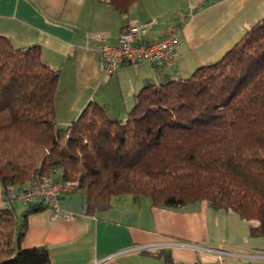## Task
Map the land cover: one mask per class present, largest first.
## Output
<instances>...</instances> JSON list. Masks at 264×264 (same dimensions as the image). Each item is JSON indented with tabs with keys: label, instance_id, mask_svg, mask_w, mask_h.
I'll use <instances>...</instances> for the list:
<instances>
[{
	"label": "trees",
	"instance_id": "obj_1",
	"mask_svg": "<svg viewBox=\"0 0 264 264\" xmlns=\"http://www.w3.org/2000/svg\"><path fill=\"white\" fill-rule=\"evenodd\" d=\"M136 1L107 3L125 15ZM57 81L38 46L0 35V191L9 203L31 179L76 182L88 215L121 195L162 208L203 201L256 221L249 236L264 240V17L217 61L142 88L124 121L89 102L58 126ZM45 209H0V264H51L44 247L21 246L28 218Z\"/></svg>",
	"mask_w": 264,
	"mask_h": 264
},
{
	"label": "crops",
	"instance_id": "obj_2",
	"mask_svg": "<svg viewBox=\"0 0 264 264\" xmlns=\"http://www.w3.org/2000/svg\"><path fill=\"white\" fill-rule=\"evenodd\" d=\"M263 17L264 0H137L125 15L107 0H0V35L14 47L38 46L58 72L54 118L64 127L89 102L124 121L142 88L186 79L217 61ZM151 20L144 38L177 32L174 65H121L104 77L98 49L115 44L122 26ZM6 199L0 191V209L26 207ZM83 200L77 188L60 199L58 217L48 209L31 215L21 246L44 247L51 264H167V253L177 264H264V240L249 236V221L206 202L162 208L149 197L121 195L88 215Z\"/></svg>",
	"mask_w": 264,
	"mask_h": 264
},
{
	"label": "built area",
	"instance_id": "obj_3",
	"mask_svg": "<svg viewBox=\"0 0 264 264\" xmlns=\"http://www.w3.org/2000/svg\"><path fill=\"white\" fill-rule=\"evenodd\" d=\"M153 21L143 24H126L122 26L115 44L103 45L98 50L101 72L104 77H111L121 65H136L146 63L152 69H168L174 65V48L178 41L176 31L168 36L156 39L144 38L147 28ZM101 35H96L100 38ZM76 182L52 180L41 183L37 179L28 180L19 190L9 195L23 204H43L52 211V217L59 214L60 199L76 190ZM8 200V199H6ZM64 218L69 216L62 215Z\"/></svg>",
	"mask_w": 264,
	"mask_h": 264
},
{
	"label": "rangeland",
	"instance_id": "obj_4",
	"mask_svg": "<svg viewBox=\"0 0 264 264\" xmlns=\"http://www.w3.org/2000/svg\"><path fill=\"white\" fill-rule=\"evenodd\" d=\"M16 200V199H15ZM15 206L17 207V208H23V203L22 202H20V201H15ZM26 205V204H25ZM247 223H250V224H256V221H249V222H247ZM262 240V239H261ZM263 241V240H262Z\"/></svg>",
	"mask_w": 264,
	"mask_h": 264
},
{
	"label": "bare ground",
	"instance_id": "obj_5",
	"mask_svg": "<svg viewBox=\"0 0 264 264\" xmlns=\"http://www.w3.org/2000/svg\"><path fill=\"white\" fill-rule=\"evenodd\" d=\"M108 45V44H107ZM99 50V49H98ZM6 197V196H5ZM9 197V196H8ZM16 201V200H15ZM5 204H7V203H5Z\"/></svg>",
	"mask_w": 264,
	"mask_h": 264
}]
</instances>
